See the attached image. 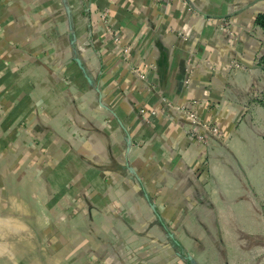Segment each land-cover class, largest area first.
<instances>
[{"label": "crops", "instance_id": "crops-1", "mask_svg": "<svg viewBox=\"0 0 264 264\" xmlns=\"http://www.w3.org/2000/svg\"><path fill=\"white\" fill-rule=\"evenodd\" d=\"M260 13L264 0H0V219L25 226L39 264H181L201 229L233 223L226 185L246 170L220 150L246 153ZM162 99L223 141L189 137Z\"/></svg>", "mask_w": 264, "mask_h": 264}, {"label": "rangeland", "instance_id": "rangeland-1", "mask_svg": "<svg viewBox=\"0 0 264 264\" xmlns=\"http://www.w3.org/2000/svg\"><path fill=\"white\" fill-rule=\"evenodd\" d=\"M256 77L258 89H264V75ZM245 119L249 121L245 127L249 140L246 153L239 148H235L237 152L220 150L226 164L233 166L237 156L246 170L245 176L242 173L238 178L230 175L226 185V192L232 196L228 204L234 212L233 223L220 224V227L216 224V230L212 222L207 230L201 229L203 238L197 245L192 240L184 243L186 249L181 255V264H264V140L260 138L264 134V107L250 106ZM234 166L239 169L236 164ZM213 202L221 206L219 201ZM2 210L0 207V212ZM194 225L192 222L190 227ZM19 228L27 239L19 237ZM24 228L18 218L7 224L0 219V264L41 262V255L35 252L36 242L29 234L27 236Z\"/></svg>", "mask_w": 264, "mask_h": 264}, {"label": "built area", "instance_id": "built-area-1", "mask_svg": "<svg viewBox=\"0 0 264 264\" xmlns=\"http://www.w3.org/2000/svg\"><path fill=\"white\" fill-rule=\"evenodd\" d=\"M157 2H163V1H167V0H156ZM100 18L101 20L106 19V14L104 12H102L100 14ZM200 18H202V16H200ZM221 23L224 25V27H228L229 26V21L226 18H222ZM124 52L127 51V49H123ZM231 67L233 68H241L242 65L237 63V62H232L231 63ZM140 77H143V75L138 74ZM144 78V77H143ZM188 82V81H186ZM162 103L164 104V106H168V107H172L174 109H176L179 113L184 114L188 120H189V124L186 128V132L188 134L189 137H191L192 139L202 143V144H207V140H209V138H213L216 140H220L222 139V134L220 129L218 128V126H216L214 123H212L211 121H207V120H202L196 113V111L193 109L191 104H174L170 101H167L165 99H162ZM141 112L144 111V109H140ZM150 114H155L156 111L151 109L149 110Z\"/></svg>", "mask_w": 264, "mask_h": 264}, {"label": "trees", "instance_id": "trees-1", "mask_svg": "<svg viewBox=\"0 0 264 264\" xmlns=\"http://www.w3.org/2000/svg\"><path fill=\"white\" fill-rule=\"evenodd\" d=\"M255 26L261 32L263 47L262 51L256 58L254 67L264 74V13H260L256 16ZM248 102L252 105L264 107V89H258L257 83L252 84L251 86ZM261 136L264 139V134Z\"/></svg>", "mask_w": 264, "mask_h": 264}, {"label": "water", "instance_id": "water-1", "mask_svg": "<svg viewBox=\"0 0 264 264\" xmlns=\"http://www.w3.org/2000/svg\"><path fill=\"white\" fill-rule=\"evenodd\" d=\"M152 208H153V207H152ZM168 234L172 237V234H171L170 232H169ZM175 242H176V241H175Z\"/></svg>", "mask_w": 264, "mask_h": 264}]
</instances>
